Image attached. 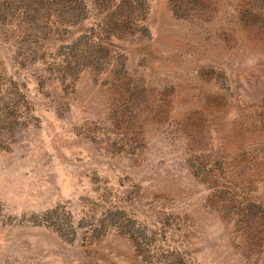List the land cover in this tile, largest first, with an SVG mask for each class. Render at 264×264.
I'll return each mask as SVG.
<instances>
[{
  "label": "rangeland",
  "instance_id": "374dc122",
  "mask_svg": "<svg viewBox=\"0 0 264 264\" xmlns=\"http://www.w3.org/2000/svg\"><path fill=\"white\" fill-rule=\"evenodd\" d=\"M0 264H264V0H0Z\"/></svg>",
  "mask_w": 264,
  "mask_h": 264
}]
</instances>
